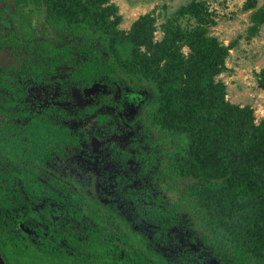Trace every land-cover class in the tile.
<instances>
[{
    "label": "trees",
    "instance_id": "trees-1",
    "mask_svg": "<svg viewBox=\"0 0 264 264\" xmlns=\"http://www.w3.org/2000/svg\"><path fill=\"white\" fill-rule=\"evenodd\" d=\"M256 3L243 6L246 39L264 24ZM117 10L0 0L5 264H191L192 248L216 264H264V121L215 83L238 41L208 34L205 2L181 7L195 26L168 20L161 41L151 14L119 32ZM256 76L264 91V69ZM95 84L104 91L85 98ZM86 128L118 140L90 152Z\"/></svg>",
    "mask_w": 264,
    "mask_h": 264
},
{
    "label": "rangeland",
    "instance_id": "rangeland-1",
    "mask_svg": "<svg viewBox=\"0 0 264 264\" xmlns=\"http://www.w3.org/2000/svg\"><path fill=\"white\" fill-rule=\"evenodd\" d=\"M199 1L206 3L211 15L210 19L215 22V25L208 28V34L217 37L224 45L235 40L238 41L226 58L227 70L215 77V83L224 84L226 101L240 108L248 106L251 109L253 123L257 126L261 121H264V91L258 87L256 76L264 69V24L260 26L259 32L255 36L246 39L245 31L250 25L249 15L252 12V10L245 11L243 9L247 0H111V3L117 6L116 15L121 18L116 26L119 32L127 34L139 17L151 14L155 18L154 41H161L164 36L162 26L168 20L177 19V24L182 29L190 30L195 26L192 19L179 17L176 12L181 7ZM256 2V8L264 4V0H256ZM122 49H124L122 55L126 56L129 52V45L126 44ZM181 51L185 55L189 52L185 46ZM69 120L71 121V119ZM71 125L68 126L77 129L76 126ZM77 126L90 127V124L79 122ZM88 129H84L85 137L90 136ZM88 149H91L89 140ZM88 170L89 168L84 167L82 173L86 175ZM30 205L36 210L38 206L40 207L33 203Z\"/></svg>",
    "mask_w": 264,
    "mask_h": 264
},
{
    "label": "flooded vegetation",
    "instance_id": "flooded-vegetation-1",
    "mask_svg": "<svg viewBox=\"0 0 264 264\" xmlns=\"http://www.w3.org/2000/svg\"><path fill=\"white\" fill-rule=\"evenodd\" d=\"M100 86H101V92H99V93H102L104 91V87L102 85H100ZM99 93H96V94H99ZM92 96H94V95H92ZM89 97H91V96H89ZM89 97H85V98H89ZM87 138L89 140V145L91 146V149H88V151H90V152L91 151L99 152L106 145H109L112 142H115V141L118 140L117 134H113L110 137L105 138V139H98L97 137H94L93 135H91V132H90V136H88ZM95 144H96V146H94ZM102 169H103L102 170L103 172H104V170L107 172V174L109 175L108 177H110L114 173L112 171V168H110V166L108 165V163L104 162V166H103ZM102 171L101 172L96 171V174L97 175L98 174H102V177L104 178V173ZM106 178H107V176H106ZM98 187H100V183L98 184ZM101 201L104 204L110 203V201L106 200V199H102ZM192 252H193V256L191 258L192 259L191 260V264H216V262L213 259H211V258L209 260H207L206 254L200 252L199 248H192ZM0 256H1V254H0ZM2 260H3V258H2ZM3 262H4V260H3ZM4 264H5V262H4ZM179 264H184V263H179Z\"/></svg>",
    "mask_w": 264,
    "mask_h": 264
},
{
    "label": "water",
    "instance_id": "water-1",
    "mask_svg": "<svg viewBox=\"0 0 264 264\" xmlns=\"http://www.w3.org/2000/svg\"><path fill=\"white\" fill-rule=\"evenodd\" d=\"M99 92H101V86L98 84H95L90 88L83 89V94L85 97L95 95L96 93H99ZM94 146H96V144ZM0 264H4L1 256H0Z\"/></svg>",
    "mask_w": 264,
    "mask_h": 264
}]
</instances>
